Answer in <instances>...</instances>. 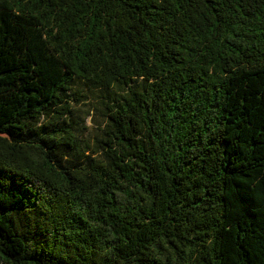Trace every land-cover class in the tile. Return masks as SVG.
Masks as SVG:
<instances>
[{"label":"trees","instance_id":"1","mask_svg":"<svg viewBox=\"0 0 264 264\" xmlns=\"http://www.w3.org/2000/svg\"><path fill=\"white\" fill-rule=\"evenodd\" d=\"M0 264H264V0H0Z\"/></svg>","mask_w":264,"mask_h":264},{"label":"rangeland","instance_id":"2","mask_svg":"<svg viewBox=\"0 0 264 264\" xmlns=\"http://www.w3.org/2000/svg\"><path fill=\"white\" fill-rule=\"evenodd\" d=\"M95 102L96 100L94 99V97L91 96L90 100L85 105H82L78 110L79 116L82 119H87V127H89L88 133H90L91 141H94L93 138L97 134V122L103 121V119L100 118L94 111V106L96 105Z\"/></svg>","mask_w":264,"mask_h":264}]
</instances>
